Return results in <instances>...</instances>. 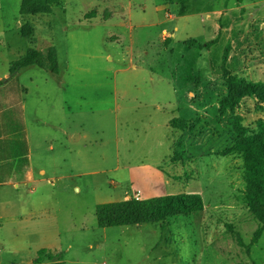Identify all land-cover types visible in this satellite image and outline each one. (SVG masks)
<instances>
[{"label": "rangeland", "instance_id": "rangeland-1", "mask_svg": "<svg viewBox=\"0 0 264 264\" xmlns=\"http://www.w3.org/2000/svg\"><path fill=\"white\" fill-rule=\"evenodd\" d=\"M19 6L0 0V74L29 50L54 48L57 75L32 67L19 81L29 96L47 98L53 129L62 113L55 107L67 112L69 152L58 146L47 162L61 177L38 192L52 195L37 200L35 221L2 222L0 239L32 233L30 251L0 249V264H32L40 249L65 264H264V234L247 253L226 232L238 227L247 244L253 222L242 160L229 151L235 135L218 112L226 47L232 74L264 82V0H61L50 15L28 18ZM25 21L32 41L19 33ZM260 107L240 102L246 127L264 119ZM180 193L199 194L203 210L163 227H97L96 205Z\"/></svg>", "mask_w": 264, "mask_h": 264}, {"label": "trees", "instance_id": "trees-1", "mask_svg": "<svg viewBox=\"0 0 264 264\" xmlns=\"http://www.w3.org/2000/svg\"><path fill=\"white\" fill-rule=\"evenodd\" d=\"M232 1L237 4L243 2V0ZM60 2L61 0H20L18 13L22 18L50 15L52 7ZM19 33L23 38L33 40L34 29L29 22L25 21L21 25ZM216 41L217 38L209 41L205 47L209 48ZM227 58L226 47L222 55L221 66L223 77L226 80V93L219 103L218 112L221 117L227 116L228 125L235 135V141L229 151L242 160L241 177L244 184L245 205L249 218L253 222V229L247 244H245L238 227L230 225L226 227V232L237 249L244 248L248 253L264 234V119H258L255 122V128L250 129L243 124L237 110L244 98L255 100L262 109L264 106V82H252L232 74L226 68ZM30 66L57 74L58 64L54 48L52 47L46 52L29 50L25 56L10 65V78H13L19 70ZM170 124L179 130L185 128L184 120L173 119ZM182 153V151L175 152L172 160H182ZM203 208V200L199 194L180 193L99 204L95 206V219L97 227L100 229L144 224H159L163 227L172 218L189 216L201 212ZM41 256L46 261L42 260ZM32 264H65V262L62 258L54 257L46 250H40L38 259Z\"/></svg>", "mask_w": 264, "mask_h": 264}, {"label": "crops", "instance_id": "crops-1", "mask_svg": "<svg viewBox=\"0 0 264 264\" xmlns=\"http://www.w3.org/2000/svg\"><path fill=\"white\" fill-rule=\"evenodd\" d=\"M10 65L0 74V189L11 188L13 191L10 194L0 192V201H3L0 204L5 205L0 206V228L4 221H35L37 200L43 197L45 200L48 195H52L51 192L48 195L38 192L47 185L52 187L54 181L61 177L58 172L48 169L47 162L51 161L58 146L65 153L69 152V130L61 122L67 117V112H63L62 105L55 107V112L60 109L62 113L59 118L61 120L55 122L53 129L51 120L48 122L46 119L53 113L52 108L45 106L47 98L29 96V89L19 81L25 70L35 66L23 68L10 78ZM13 82H17V91H14ZM37 102L43 107H36ZM38 116L42 119L37 120ZM48 124L50 127H47ZM78 139V135L73 136V140ZM75 189L77 192L78 188ZM14 232L11 241L0 239V249H7V254L12 257L20 255L23 247L30 251L32 229H23L25 235L19 229ZM40 250L36 251V257Z\"/></svg>", "mask_w": 264, "mask_h": 264}]
</instances>
